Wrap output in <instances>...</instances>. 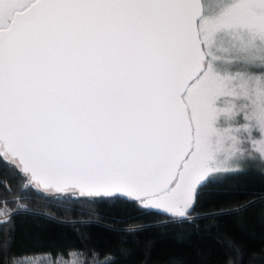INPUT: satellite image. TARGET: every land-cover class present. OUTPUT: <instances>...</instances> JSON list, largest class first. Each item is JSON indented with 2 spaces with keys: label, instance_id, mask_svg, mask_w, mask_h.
Listing matches in <instances>:
<instances>
[{
  "label": "snow or ice",
  "instance_id": "snow-or-ice-1",
  "mask_svg": "<svg viewBox=\"0 0 264 264\" xmlns=\"http://www.w3.org/2000/svg\"><path fill=\"white\" fill-rule=\"evenodd\" d=\"M253 153L264 0H0V161L28 185L185 219Z\"/></svg>",
  "mask_w": 264,
  "mask_h": 264
},
{
  "label": "trees",
  "instance_id": "trees-1",
  "mask_svg": "<svg viewBox=\"0 0 264 264\" xmlns=\"http://www.w3.org/2000/svg\"><path fill=\"white\" fill-rule=\"evenodd\" d=\"M218 175L181 219L122 195L50 194L0 161V207L13 213L0 223V264H93V253L101 264H264L263 163Z\"/></svg>",
  "mask_w": 264,
  "mask_h": 264
},
{
  "label": "rangeland",
  "instance_id": "rangeland-1",
  "mask_svg": "<svg viewBox=\"0 0 264 264\" xmlns=\"http://www.w3.org/2000/svg\"><path fill=\"white\" fill-rule=\"evenodd\" d=\"M253 71H257V72H258L259 69H253ZM254 135H257V136H258V133H254ZM246 160H247V161L250 160V162H251V161H259V162L263 163V165H264V160H262V159L259 157V155L256 154V153H253V156H252L251 158H246ZM243 161H245V160H243ZM243 161H241V163H242ZM241 163L239 164V167H240ZM138 203H139L140 206H142V205L140 204L139 201H138ZM142 207H143V206H142ZM153 209H155V208H153ZM162 212H163V211H162ZM0 218H1V217H0Z\"/></svg>",
  "mask_w": 264,
  "mask_h": 264
},
{
  "label": "water",
  "instance_id": "water-1",
  "mask_svg": "<svg viewBox=\"0 0 264 264\" xmlns=\"http://www.w3.org/2000/svg\"><path fill=\"white\" fill-rule=\"evenodd\" d=\"M77 195H79V194L77 193ZM80 196H81V195H80ZM119 196H121V195H119ZM87 197H89V196H87ZM123 197L128 198V199H131V198L126 197V196H123ZM131 200H133V199H131Z\"/></svg>",
  "mask_w": 264,
  "mask_h": 264
}]
</instances>
